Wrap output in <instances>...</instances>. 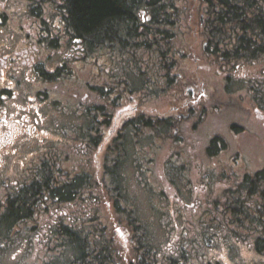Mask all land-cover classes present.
Wrapping results in <instances>:
<instances>
[{
	"label": "flooded vegetation",
	"instance_id": "af4514ba",
	"mask_svg": "<svg viewBox=\"0 0 264 264\" xmlns=\"http://www.w3.org/2000/svg\"><path fill=\"white\" fill-rule=\"evenodd\" d=\"M37 1L0 0V231L6 226L5 217L11 219L14 216L13 225L8 223V227L15 233L19 232L22 223L18 215L22 210L39 209L38 195L50 196L57 189L60 178H65L54 174L39 176L44 172L43 161L49 160L37 157L48 135L41 113L44 108L51 110L53 107L59 115L76 112L85 116V125L81 126L83 140L90 141L93 136L100 154L98 161L106 160L115 166L118 146L127 140L123 131L125 127L132 135L138 128L141 131L148 128L144 121L150 116L164 123L168 106L172 112L169 117L176 125L174 136L181 141L182 134L183 139L186 137L190 141L193 133L198 134L201 123L197 110L202 109L205 116L209 109H214L213 101L220 99L223 110L218 108V111L242 109L246 121L250 122L252 116L257 120L254 125H249L250 131L244 128L243 120L232 122L227 131L230 142L215 132L207 131L204 142L189 150L188 158L184 157L186 164L200 166L208 163L211 177L205 179L204 193L194 194L193 189L190 196L192 203L179 212L188 211L191 223L197 225L211 211L209 218L221 219L222 226L253 231V238L244 239L242 244L264 245V234H261L264 231V168L247 174L250 170H245V167L235 170L236 161L247 146L246 139L242 137L244 131L257 135L264 142V77L260 71H248L244 77H235L237 71L232 70L229 77L217 82V94L213 95V81L198 79L195 63L189 68L192 74L189 80L180 79L178 74L176 77L165 75L163 71L156 80L142 81L143 84L155 85L139 103L130 106L123 101L118 106L117 65L112 62L109 68L91 71L90 79L81 78V47L75 55L73 51L78 46L70 48L67 44L69 38L64 24L57 41L62 45L54 47L52 30L48 27L50 33L44 32L39 23ZM58 27L61 28V24ZM110 58L116 60L113 55ZM158 59L163 61L164 57ZM81 81H98L99 88L104 92L92 107L86 104L85 93L81 97ZM196 81L200 86L195 85ZM217 116L219 114L214 117ZM208 120L202 122L205 123L202 129L207 126ZM49 153L50 156L55 155V151ZM178 154L182 155V152ZM52 162L54 158L51 157ZM28 197L32 199V206L26 203ZM41 208L44 209L43 206ZM0 240L7 242V237ZM262 249L252 247L248 255L250 260L246 262L242 259V264H264ZM212 264L227 263L219 256Z\"/></svg>",
	"mask_w": 264,
	"mask_h": 264
},
{
	"label": "trees",
	"instance_id": "16d2710c",
	"mask_svg": "<svg viewBox=\"0 0 264 264\" xmlns=\"http://www.w3.org/2000/svg\"><path fill=\"white\" fill-rule=\"evenodd\" d=\"M51 2H54V15L61 18L64 30L71 35V39L78 42L83 53L87 56L92 54L91 56L96 58L94 62L88 60L92 66L86 64L88 79L92 77L91 71L98 72L103 67L109 68L112 62L117 65L118 104L122 103V94L134 95L127 82L129 78L122 74L127 66L147 69L167 64V69L172 71L175 65L179 67L180 62L186 60V56L189 59L194 56L188 43H183L184 37L188 35L187 31L196 35L200 48L199 56L215 70L212 74L214 79L222 80L221 78L229 77V73L237 67L253 68L254 65L259 67L257 70L264 76V0H51ZM40 7L42 4H38V8ZM142 8L149 12V23L143 22L138 16ZM177 22L178 34L173 35L168 29ZM189 24H193L194 29L189 28ZM178 53L183 54L177 57ZM110 55L116 60L111 59ZM161 55L165 57L163 61L158 59ZM102 57L106 58L103 60ZM84 72L85 70L81 69V77L84 76ZM83 93L87 95L86 104L91 107L97 102V96L104 94L98 86V81H81V97ZM144 123L146 127H153L155 133L161 132L164 128L169 132L171 130L169 120L161 123L158 118L150 116ZM77 139L81 142V138ZM96 144L97 141H92L93 146L87 148V154H82L79 147L76 153L79 160L81 156L89 157L91 149L95 148ZM71 156H67L68 161L71 160ZM88 157L85 158L87 163ZM64 163L59 169L60 172L69 174L77 172L66 166L67 161ZM76 164L69 163V166L81 170V165L77 162ZM108 164V161H102L104 170L109 169ZM55 165L54 162L51 166ZM46 172L53 171L48 169ZM81 177L63 184L46 198L44 195H38L40 202L37 203L36 198L34 200L40 208L35 211H32V208L23 209L18 215L22 223V233L40 232L47 228L48 234L45 237H48L49 243L44 247L49 251L53 247L56 250L70 248L73 255L69 264H171V262L175 264L179 258L188 257L187 251L191 247L197 250L208 246L212 231L207 226L201 229L191 227L189 235L196 234L198 240L182 239L179 241L180 255L175 260L165 257L161 254L162 251L152 249L150 239L146 238L145 224L137 219L125 197L120 176L117 178L111 176L109 179L101 174L98 175V181L93 177L92 181L91 178L86 177V181ZM85 182H90L89 185L86 183L90 188L87 193H82V190L86 189ZM26 203L32 206V199L28 197ZM54 209L57 211L49 215L48 213ZM210 214L211 211L208 212V217ZM35 215H38L37 222ZM56 215L57 217L52 220ZM205 220L208 222L206 218ZM4 222L6 226L3 227V231H6L10 229L8 227L10 224L13 225L14 216L11 219L6 216ZM219 232L220 230H217L216 235ZM255 248L260 250L263 245H255ZM169 254L172 255V252Z\"/></svg>",
	"mask_w": 264,
	"mask_h": 264
},
{
	"label": "rangeland",
	"instance_id": "374dc122",
	"mask_svg": "<svg viewBox=\"0 0 264 264\" xmlns=\"http://www.w3.org/2000/svg\"><path fill=\"white\" fill-rule=\"evenodd\" d=\"M48 12L47 9L43 10L44 14ZM138 16L141 18L142 16L148 18L149 13L148 11L141 10ZM45 17L46 16H44V18ZM177 27H179V22L172 26L173 35L178 34ZM188 27L194 29L193 24H189ZM188 27L187 30H189ZM183 41H187L192 53L198 51V39L194 33L188 34L184 37ZM198 72L201 73L200 65ZM217 82L218 81L214 82L213 95L217 94ZM198 85L199 83L196 84V86ZM133 87L140 88L141 85H139L138 82H134ZM220 89L221 86L219 92ZM231 90H233V88ZM213 105V111L217 107L223 110L222 106L217 102H213ZM262 106L264 107V101ZM41 113L45 118L43 125L46 128L48 127L47 133L49 134H46L43 143L44 146L42 145V150L38 155V157L43 159L50 154L48 142H56L57 144L66 143V139L63 138L61 134L63 131L73 129L76 134L77 132H81V126L85 125V116H81V114L76 112L59 115L54 112L53 107H51V110H46V108H44ZM242 120L244 121V128L246 127L247 131H250L249 125H254L257 117L252 116L250 122H248L243 117L242 109L227 110L217 117L210 118L207 126L204 129H200L198 134L193 133V137L190 141H187L186 137L182 139L180 136L181 141L179 140L177 142V146H179L178 152H182V155L169 156L170 158L168 157L169 159L165 164L167 169L174 170L171 176H168L165 172L163 176L162 168L165 166L162 161L166 158V144L163 141L153 144V148L151 149L138 150L136 159L137 148L142 145L144 146L151 139L140 141L141 145L138 146L137 143L134 144L132 139L135 136L126 137L125 148L123 146V150L126 149L127 152L126 157L122 150L118 153L125 157L121 160L118 167V172L122 177L121 185L124 189L125 197L133 208L137 219L145 224L144 229L146 230V238L150 239L149 242L152 243V249L162 251L163 254H169L170 251L178 248L177 241L179 238H187L189 240L194 238L193 240H198V236L194 233H191L194 237H189L190 228L197 227L201 229L205 225L191 226L188 224L186 225L187 228H185L184 216H182L179 210H185L186 203H192L191 197L193 189H195L193 193H198L199 195H202L206 190V185L203 183H205L206 178L209 179L211 177L208 174L209 164L206 162L200 166H197L196 163L186 164V158L184 157L188 158L189 150L198 147L200 143L204 142L203 137L207 131L215 132L224 140H227L229 139V136L227 137V131H229L228 126L232 122H242ZM258 125H261V121H258ZM43 129L45 130V128ZM247 131H244L242 135V137L246 139L247 146L241 152V158L236 161L238 165H235V170L243 167L246 168L245 170H250L247 171L246 174L264 168V142L260 141L261 138H258L257 135H252V133L250 134ZM180 142H182V146ZM71 145L72 143L70 146ZM167 148H169V146ZM61 152L68 153L69 150H62ZM91 172L93 174L95 173V165L92 166ZM171 178L175 180L173 179L172 184H169L172 186L170 189L167 184ZM210 187L211 186H209V188ZM199 188H201L200 190L202 191L197 190ZM175 195L178 196V200L172 202L170 198H173ZM169 202L174 205L175 209H169L167 204ZM204 208L203 206V209ZM55 212L56 210L48 214L53 215ZM186 212L185 215L189 216V212ZM207 220L208 222H213L210 227H219L220 232L216 235L215 232L217 230H215V232L211 230L212 235L209 238L210 243L207 244V247H200L195 250L193 246L194 249H192V247L188 249L187 253L189 255H187L188 258H184L186 260L184 264H212L219 256H221L227 264H242V259H245L246 262L250 260L248 255L251 254L249 252L252 250V244L246 245L242 244V242L244 239L248 240L253 238L252 235L243 232L239 228L222 226L221 219L213 217L212 220L210 218H207ZM41 233H43L41 230L40 232L34 231L25 233L0 231V238L10 237L7 242L2 241L5 243V246L0 248V264H69L73 255L70 251L71 249L67 248L60 250L59 248L56 250L53 247L52 250L49 251L48 248H43L42 245H39L42 243L41 240L43 238ZM173 234L174 238L172 239ZM200 239V241H202L201 237ZM240 240H242L241 243L238 242ZM35 243L38 245L37 252H35L33 248ZM36 261H38V263H36Z\"/></svg>",
	"mask_w": 264,
	"mask_h": 264
}]
</instances>
